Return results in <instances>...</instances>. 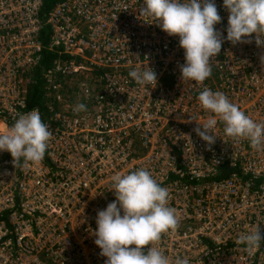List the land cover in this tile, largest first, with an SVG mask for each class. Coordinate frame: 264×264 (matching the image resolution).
Listing matches in <instances>:
<instances>
[{
  "label": "built area",
  "instance_id": "built-area-1",
  "mask_svg": "<svg viewBox=\"0 0 264 264\" xmlns=\"http://www.w3.org/2000/svg\"><path fill=\"white\" fill-rule=\"evenodd\" d=\"M215 4L223 38L229 13L223 0ZM143 6L63 0L44 15V0H0V123L11 127L32 111L26 95L38 79L46 98L66 106L46 122L52 136L42 161L0 159V264H105L96 214L115 199L112 176L140 168L176 210V229L154 245L170 264H264V243L252 251L236 243L257 227L264 236V148L226 137L219 121L212 145L195 131L210 115L197 99L204 88L264 123V46L255 34L235 45L224 39L212 75L182 81L179 38L141 15ZM45 50L56 56L49 68L40 65ZM146 66L157 73L155 88L128 75ZM70 98L86 110L74 111Z\"/></svg>",
  "mask_w": 264,
  "mask_h": 264
},
{
  "label": "clouds",
  "instance_id": "clouds-1",
  "mask_svg": "<svg viewBox=\"0 0 264 264\" xmlns=\"http://www.w3.org/2000/svg\"><path fill=\"white\" fill-rule=\"evenodd\" d=\"M223 7L229 15L226 37L222 38L215 27L221 23L215 0H144L140 14L155 20L168 36L179 38L184 51L182 81L203 83L208 79L212 75L211 59L220 53L224 39L235 45L255 34L257 47L264 46V0H223ZM128 75L141 87L157 86V73L147 66ZM197 99L210 114L195 129L207 145L215 143L212 130L219 121L226 137L246 139L256 150L264 148V123L247 116L224 93L204 88ZM84 110V104L74 108ZM51 136L49 125L34 109L19 116L11 127L0 125V152L10 153L14 166L21 161L39 163ZM111 181L115 199L97 212L93 232L105 264H170L169 257L154 246L162 234L175 230L178 224L176 210L169 206L168 190L143 168L117 173ZM236 243L252 251L264 243V236L257 227L254 232L241 234ZM175 264H191V260L182 257Z\"/></svg>",
  "mask_w": 264,
  "mask_h": 264
},
{
  "label": "trees",
  "instance_id": "trees-1",
  "mask_svg": "<svg viewBox=\"0 0 264 264\" xmlns=\"http://www.w3.org/2000/svg\"><path fill=\"white\" fill-rule=\"evenodd\" d=\"M60 1H63V0H44L43 14L45 15L49 13V11L54 7V5H56V3ZM46 38H47V35L45 36V39ZM54 59H56L55 54L45 50L43 52V58H42L40 65H42L45 68H49ZM35 75L40 76V73L37 72ZM37 81H38L37 85L33 89H30L28 91L31 100L27 101L28 102L27 109L28 110H31L34 108L37 109L40 113V116L43 117L42 121L44 122L47 119L49 114H48L47 107H45V100L43 97L44 92L42 93V91L38 87V85H40L42 81H40L39 79Z\"/></svg>",
  "mask_w": 264,
  "mask_h": 264
},
{
  "label": "rangeland",
  "instance_id": "rangeland-1",
  "mask_svg": "<svg viewBox=\"0 0 264 264\" xmlns=\"http://www.w3.org/2000/svg\"><path fill=\"white\" fill-rule=\"evenodd\" d=\"M82 77H84V76H80L79 78L80 79H78V81H84V79L82 78ZM61 80V79H60ZM91 80H93L92 78H91ZM62 83H64V84H66L67 86H70V87H73V85L74 84H77V81L76 80H70V79H62V81H61ZM98 90H94V92H97ZM27 96V101L28 100H31V98H30V96H29V92H28V95H26ZM43 97L45 98L44 100H45V107H48V108H50L49 109V115H48V117L47 118H49L48 119V121H44V123H46V122H49L51 119H53V117L55 116V115H60L64 110V108L66 107H64V108H61V107H58V105L56 104V103H53V99L55 98V96L54 95H52L51 94V97H45V94H43ZM70 100H71V102L69 103V106L70 107H73V106H76V104L79 102V100L78 99H75V98H70ZM68 105V104H67ZM27 106H28V102H27ZM28 110V109H27ZM31 110H34V109H31ZM42 119H43V117H42ZM0 125H4L5 126V124L4 123H0ZM6 155H4V156H2L0 159L2 160V161H7V160H9L10 158H12L11 157V155H10V153H8V152H6L5 153ZM1 170H3V169H1Z\"/></svg>",
  "mask_w": 264,
  "mask_h": 264
},
{
  "label": "bare ground",
  "instance_id": "bare-ground-1",
  "mask_svg": "<svg viewBox=\"0 0 264 264\" xmlns=\"http://www.w3.org/2000/svg\"><path fill=\"white\" fill-rule=\"evenodd\" d=\"M61 2V1H60ZM59 3V2H58ZM57 4V3H56Z\"/></svg>",
  "mask_w": 264,
  "mask_h": 264
}]
</instances>
